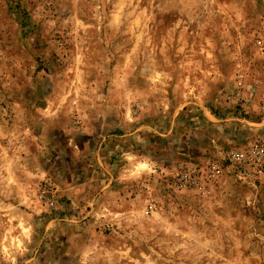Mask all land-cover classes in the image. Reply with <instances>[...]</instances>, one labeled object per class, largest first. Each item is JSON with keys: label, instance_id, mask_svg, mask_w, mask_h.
Wrapping results in <instances>:
<instances>
[{"label": "rangeland", "instance_id": "obj_1", "mask_svg": "<svg viewBox=\"0 0 264 264\" xmlns=\"http://www.w3.org/2000/svg\"><path fill=\"white\" fill-rule=\"evenodd\" d=\"M259 140L264 0H0V264H264Z\"/></svg>", "mask_w": 264, "mask_h": 264}, {"label": "built area", "instance_id": "obj_2", "mask_svg": "<svg viewBox=\"0 0 264 264\" xmlns=\"http://www.w3.org/2000/svg\"><path fill=\"white\" fill-rule=\"evenodd\" d=\"M227 160L243 175H264V140L255 141L242 150L229 152ZM40 199H43V195Z\"/></svg>", "mask_w": 264, "mask_h": 264}]
</instances>
